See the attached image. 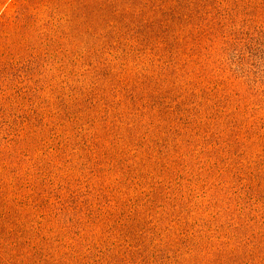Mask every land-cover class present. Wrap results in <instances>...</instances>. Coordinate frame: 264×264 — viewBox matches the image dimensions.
<instances>
[{"label": "rangeland", "instance_id": "374dc122", "mask_svg": "<svg viewBox=\"0 0 264 264\" xmlns=\"http://www.w3.org/2000/svg\"><path fill=\"white\" fill-rule=\"evenodd\" d=\"M0 264H264V0H0Z\"/></svg>", "mask_w": 264, "mask_h": 264}]
</instances>
